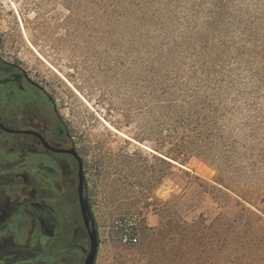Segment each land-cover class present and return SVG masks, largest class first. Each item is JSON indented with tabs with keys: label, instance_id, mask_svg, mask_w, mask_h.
<instances>
[{
	"label": "rangeland",
	"instance_id": "1",
	"mask_svg": "<svg viewBox=\"0 0 264 264\" xmlns=\"http://www.w3.org/2000/svg\"><path fill=\"white\" fill-rule=\"evenodd\" d=\"M86 5L0 0V39L4 57L53 99L84 161L100 239L96 264H264V143H255L253 159L243 150L238 180L247 191L230 185L239 195L216 182L215 167L192 156L162 183L158 157L176 151V143L134 139L139 132L129 122V28L94 3L85 11ZM6 155L0 147L3 168L13 165ZM40 181L52 185L54 199L15 219L18 225L25 221L24 230L15 227L19 240L33 235V245H64L60 258L34 264H84L90 239L76 203V180ZM125 217L137 220L136 245L119 239L114 222Z\"/></svg>",
	"mask_w": 264,
	"mask_h": 264
},
{
	"label": "trees",
	"instance_id": "2",
	"mask_svg": "<svg viewBox=\"0 0 264 264\" xmlns=\"http://www.w3.org/2000/svg\"><path fill=\"white\" fill-rule=\"evenodd\" d=\"M84 2L85 11L94 3L129 28V122L139 132L134 139L176 143V151L158 157L160 181L192 156L215 167L224 188L233 184L246 192L238 180L243 150L253 159L255 143H264V0ZM137 156L129 153V162ZM85 197L90 204L86 181ZM54 248L58 259L64 245ZM40 252L0 237V259L7 264Z\"/></svg>",
	"mask_w": 264,
	"mask_h": 264
},
{
	"label": "flooded vegetation",
	"instance_id": "3",
	"mask_svg": "<svg viewBox=\"0 0 264 264\" xmlns=\"http://www.w3.org/2000/svg\"><path fill=\"white\" fill-rule=\"evenodd\" d=\"M54 106L49 94L19 64L4 57L0 39V147L7 151V162L13 164L0 166V237L9 236L18 245L41 251L14 264H34L39 258L54 257L52 242L33 245L29 241L33 235L26 242L17 235L18 229H25V221L18 225L15 219H22L29 206L54 199L52 185L40 179L76 180L78 193L79 162L67 151L75 150L82 157ZM45 168L59 171L46 172ZM35 169L38 171L32 172ZM55 187L59 188L58 183ZM0 264L7 263L0 259Z\"/></svg>",
	"mask_w": 264,
	"mask_h": 264
},
{
	"label": "water",
	"instance_id": "4",
	"mask_svg": "<svg viewBox=\"0 0 264 264\" xmlns=\"http://www.w3.org/2000/svg\"><path fill=\"white\" fill-rule=\"evenodd\" d=\"M67 152L74 155L78 159L80 166L78 198H79L82 219L90 239V249L87 251L84 264H96L100 242H99V235L95 227L92 211L90 208L89 200L85 197V175H84L83 160L78 156L75 150H70Z\"/></svg>",
	"mask_w": 264,
	"mask_h": 264
},
{
	"label": "built area",
	"instance_id": "5",
	"mask_svg": "<svg viewBox=\"0 0 264 264\" xmlns=\"http://www.w3.org/2000/svg\"><path fill=\"white\" fill-rule=\"evenodd\" d=\"M119 232V239L125 245H136L140 241L137 220L133 217H125L114 222Z\"/></svg>",
	"mask_w": 264,
	"mask_h": 264
}]
</instances>
